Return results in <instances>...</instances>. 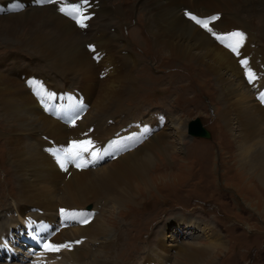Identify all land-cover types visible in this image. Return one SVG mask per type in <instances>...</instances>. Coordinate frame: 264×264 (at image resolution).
<instances>
[{
    "label": "bare ground",
    "instance_id": "1",
    "mask_svg": "<svg viewBox=\"0 0 264 264\" xmlns=\"http://www.w3.org/2000/svg\"><path fill=\"white\" fill-rule=\"evenodd\" d=\"M68 1L74 3L78 0ZM110 1L90 0L88 14L91 19L86 21L85 28L71 23L46 6L28 7L19 13L0 16L2 32L11 34L15 44L26 49L33 62L41 65L38 71L40 75L33 72L31 62L28 66L20 67L25 71L22 73L14 70V73L5 74L0 71V138L5 147L7 168L15 176L14 182L18 188L16 200L35 207L37 212L34 216L57 215L54 217V226L52 224L47 228L41 226L38 217H26L20 209L14 207L10 213H16L19 219L25 217V225L29 224L30 229L27 233L25 229V232L19 229L18 233L31 236L25 245L36 243L44 249V241L53 230L52 227H60L55 222L59 216L65 213H84L90 216L88 223H81L80 229L63 230L59 236L46 242L72 244L71 250L60 251H64L60 264H67V261L68 264H99L103 258L111 259L108 257L112 254L109 245L115 233L112 234L114 229L107 224L109 220L111 224L116 223L112 219V210L108 214L111 218L104 214L101 220L96 216L93 218L92 211L98 210V206L111 203L116 209H126L141 196L140 193L151 190L148 173L155 154L164 157L173 149L168 142L171 130L180 136L185 135V127L183 130L181 124L171 119L164 122L153 140L151 130L145 131L151 123L150 118L141 121L136 129L124 126L123 129L118 128L125 120V103L135 96L133 69L136 61L124 39L130 37L135 49L144 36L140 27L125 31L127 35L122 34L123 26L133 24L125 23L124 19L115 21L116 11L112 9L116 7L120 12L122 8L117 2L109 6ZM137 1L143 7L142 17L152 44L164 49L176 61L200 65L213 77L225 102L218 112L219 120L232 131L237 141L234 142V148L237 147L234 166L244 176H249L245 180L252 179L264 187V102L259 99L261 93H264V48L258 44L256 36L251 34L248 16H243L251 8L257 9L260 16H263L264 0ZM188 14L209 20L217 16L218 19L212 21L209 27L218 35L242 32L245 40L239 49L240 55L234 54L210 32L195 24L188 18ZM125 18L129 21L127 15ZM8 40V37L0 33V43L9 44ZM18 56H15L16 59ZM241 59H247L249 67L257 75L252 84L248 83L245 70L239 63ZM48 70L61 80L63 91L70 93L78 90L85 99V110L78 113L77 120L71 126L67 127L56 120L55 115H62L64 111L52 109V104L48 102L52 95L57 94L59 98L63 95ZM36 80L44 81L43 86L36 87ZM28 84L32 89L26 88ZM32 90L35 92L31 93ZM137 133L142 134L140 143L129 150L121 148V141H130L133 134ZM84 140H91L94 147L109 140L107 146L110 158L113 155L117 157L104 167L99 166L94 170L78 169L69 162L62 168L53 152L70 146L73 141ZM112 146H119L120 150L114 151ZM87 155L91 156L89 153ZM12 201L16 204L14 198ZM88 205H93L91 213L77 210L85 209ZM259 213L262 216L263 213ZM33 218L38 222L36 228L30 225ZM17 220L6 218L2 223ZM65 222L67 225L76 223L73 220ZM129 229L131 231L135 227L130 226ZM125 233L128 241L139 234ZM174 244H179V241ZM94 245L98 249L95 254ZM198 245H179L175 252L178 259L172 264H197L210 250L213 252L217 249L215 244L206 245V248ZM148 252L141 264H163L167 249L152 254L151 250ZM90 256L94 257L93 261Z\"/></svg>",
    "mask_w": 264,
    "mask_h": 264
},
{
    "label": "rangeland",
    "instance_id": "2",
    "mask_svg": "<svg viewBox=\"0 0 264 264\" xmlns=\"http://www.w3.org/2000/svg\"><path fill=\"white\" fill-rule=\"evenodd\" d=\"M136 1L111 0L108 3L111 6L117 2V5L122 8L120 12L116 10V7L112 9L116 11L114 13L115 21L124 19L125 23L133 24V26H123L122 34L127 35L124 33L125 31H130L133 27L135 29L140 27L138 29L144 36L135 49H133L134 42L130 37L127 36L124 39L128 44L130 54H133L136 61L133 69L135 96L133 100L125 103L127 108L123 114L125 120L118 125V128H124L130 126L131 123L146 121L150 118L151 123L147 130H151V139L153 140L156 133L162 129L164 122L171 119L174 123L181 124L180 127L183 130L185 127V135L183 137L172 130H167V132L170 131L168 142L173 146V149L164 157L159 153L155 154L148 173L151 190L140 193L141 196L137 197L133 204L128 205L126 209L124 207L116 209L112 203L107 206H98V210H93V205H88L85 209H77L78 211H90L87 213H91L93 210V218L96 216L100 220L109 216L108 214L112 210V219L116 223L111 224L109 220L107 224L114 229L112 234L115 233V237L111 238V245H109L112 254L108 257L111 259L103 258L99 264H141L149 253L148 251L151 250L152 254V252L158 253L163 249H167L163 264H172L178 259L175 255L178 250L176 248L183 243L199 244L204 248L206 245H216L217 249L213 252L210 250L197 264H264V189H262L264 187L252 179L245 180L249 179V176H244L242 171L234 166L237 151V147L234 148V142L237 141L234 140L232 131L219 120L218 112L225 102L219 94L217 84L200 65L176 61L170 58L164 49H159L152 44L150 33L142 17L143 7ZM3 3L6 9V1H1L0 16L4 15L1 12ZM45 6L79 26L73 19L58 10L62 7L60 3L42 2V0H11L8 10L9 14H14L25 11L28 7L41 8ZM243 14L244 17L248 16L249 18L251 34L256 36L258 44L264 48V14L260 16V11L253 8ZM126 15L129 21L125 18ZM0 33L10 39V41L8 40L9 44L0 43V71L5 74L14 73V70L22 73L25 71L20 67L28 66L31 62L33 63V72L40 75L38 71L41 65L33 62L29 52L15 44V38L11 34H4L2 28ZM15 56L18 58L16 59ZM91 58L93 59V57ZM48 73L51 78L53 77V81H57L59 84V90L63 91L61 80L57 79L52 71L48 70ZM40 82L44 83V81L36 80L34 85L37 87ZM26 88L32 89V86L28 84ZM63 92L76 106H79L83 100L85 103L83 96H80V91ZM54 96L52 95V97ZM54 108H57L59 112L62 111L59 107L52 105V109ZM85 108L81 107L78 113ZM157 114L165 116L155 118ZM196 120L204 128L207 137L197 138L188 134L189 124ZM61 124L68 127L74 123L67 121ZM139 124H132L134 126L131 127L136 129ZM168 127L170 126L168 125ZM133 136L130 141H121V148L129 150L141 142L142 134L137 133ZM103 147L104 143L102 142L98 147H94L96 150L93 148L92 151H97L99 156ZM112 147L114 151L120 150L119 146ZM104 156L107 161L99 160L95 168L104 167L107 162L109 164L117 157V155H113L110 158L108 146L105 148ZM7 167L5 147L0 138V210L8 207L0 216V254L3 253L1 255L3 257L7 253V258L0 264L62 263L64 251L59 254L50 253L41 246L42 250H37L32 258L27 259L31 255L27 249H31V247L25 244L15 245V243L9 246L24 252L25 259L29 261L26 262L21 255H18V259L9 262L14 255L10 254L7 249V241L12 242L11 240L15 238L14 235L19 234V229L26 233L30 230L29 224L25 225L24 219L26 218L19 219L18 215L12 212L11 216L10 210L14 211V207H17L26 217H38L42 222L41 226L47 228H50L52 224L54 226V217L57 215L55 214L53 217L34 216V213L37 212L35 207L17 202L18 188L14 182L15 176ZM92 168L91 170L95 169ZM13 198L16 204H13ZM88 207L91 210H87ZM260 211L263 213L262 216L259 215ZM109 217L111 218V216ZM6 218L18 220L12 221V223L11 221L2 223ZM71 220L76 223L67 225L65 228L53 229L44 242L59 236L63 230L80 229L81 223L76 219ZM130 226H134L135 229L129 231ZM125 231L128 235H131L132 232L139 234H136L133 240L128 241ZM28 238L31 236L24 239V243ZM116 238H122V240ZM178 241L179 244H174ZM36 245L38 246V244ZM25 247H27L26 250H24ZM121 249H123L122 252H120ZM97 250V246L94 245L93 254ZM90 257L93 261L94 257Z\"/></svg>",
    "mask_w": 264,
    "mask_h": 264
},
{
    "label": "snow or ice",
    "instance_id": "3",
    "mask_svg": "<svg viewBox=\"0 0 264 264\" xmlns=\"http://www.w3.org/2000/svg\"><path fill=\"white\" fill-rule=\"evenodd\" d=\"M42 2H53L60 3L63 6L58 10L64 13L66 16L73 19L81 28L87 27L86 21L91 19V15L88 14V7H90V0H78L76 3H69L68 0H42ZM188 18L192 20L195 24L199 25L201 28H204L210 32L213 37L220 41L226 48L230 49L237 56L240 55L239 49L243 45L245 40V35L242 32H232L228 35H218L213 31L209 24L212 21L218 19L217 16L211 17V19H200L195 15L188 14ZM94 51V49H93ZM242 68L245 70V75L247 77L248 83L252 84L257 79L256 73L252 71L249 67L247 59H241L239 61ZM51 97H49L50 99ZM259 99L261 102H264V93H261ZM74 122V121H73ZM147 131V129H145ZM131 139V138H130ZM114 144L116 142H113ZM94 148L93 142L91 140L84 141H73L69 147L58 149L53 152V155L56 156V159L60 163V166L64 168L66 163L71 161L76 164V167H81L82 165L86 166L87 162L83 159V153H89L93 160L98 158V152L92 151ZM65 220L77 219L80 223L86 224L90 220V216H87L84 213H65ZM75 243H80L76 241ZM43 247L47 252H60L62 249L71 250V243L64 244H54V243H44Z\"/></svg>",
    "mask_w": 264,
    "mask_h": 264
},
{
    "label": "water",
    "instance_id": "4",
    "mask_svg": "<svg viewBox=\"0 0 264 264\" xmlns=\"http://www.w3.org/2000/svg\"><path fill=\"white\" fill-rule=\"evenodd\" d=\"M188 134L191 136H197V137H207L208 136L198 120L193 121L189 124Z\"/></svg>",
    "mask_w": 264,
    "mask_h": 264
}]
</instances>
